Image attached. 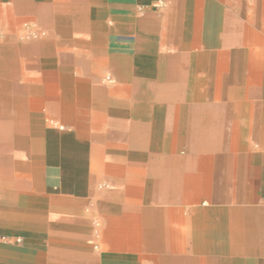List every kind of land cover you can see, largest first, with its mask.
Masks as SVG:
<instances>
[{"label": "crops", "instance_id": "crops-1", "mask_svg": "<svg viewBox=\"0 0 264 264\" xmlns=\"http://www.w3.org/2000/svg\"><path fill=\"white\" fill-rule=\"evenodd\" d=\"M0 264H264V0H0Z\"/></svg>", "mask_w": 264, "mask_h": 264}, {"label": "built area", "instance_id": "built-area-1", "mask_svg": "<svg viewBox=\"0 0 264 264\" xmlns=\"http://www.w3.org/2000/svg\"><path fill=\"white\" fill-rule=\"evenodd\" d=\"M161 5V1H158L155 6Z\"/></svg>", "mask_w": 264, "mask_h": 264}]
</instances>
